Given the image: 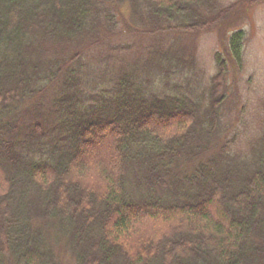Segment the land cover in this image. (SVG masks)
Returning <instances> with one entry per match:
<instances>
[{
  "label": "trees",
  "instance_id": "1",
  "mask_svg": "<svg viewBox=\"0 0 264 264\" xmlns=\"http://www.w3.org/2000/svg\"><path fill=\"white\" fill-rule=\"evenodd\" d=\"M123 4H143L154 33L230 20L212 0H0V264H264V161L176 178L213 139L243 31L213 54L207 90L195 74L192 96L171 81L192 66L171 43L146 61L153 78L122 70L86 97L82 48L105 41ZM100 138L111 153L83 159ZM138 176L165 194L131 200Z\"/></svg>",
  "mask_w": 264,
  "mask_h": 264
},
{
  "label": "rangeland",
  "instance_id": "2",
  "mask_svg": "<svg viewBox=\"0 0 264 264\" xmlns=\"http://www.w3.org/2000/svg\"><path fill=\"white\" fill-rule=\"evenodd\" d=\"M212 1L216 11L227 7L231 9L230 20H227L229 23H220L213 29L201 32L154 33L150 30V23L145 21L143 4L137 5L136 10L131 4H123L119 6L118 12H115V17L117 16L113 19L115 27L105 41L90 47L87 44L82 48L85 51L84 63L87 65V84L83 90L86 97L99 93L102 87L112 86L109 79L112 80L122 70L136 77L153 78L144 70L146 61L153 59L155 49L164 50L171 43L180 46L184 60H192L191 68L185 65L181 73L172 77L171 81L179 83L180 92H187L192 96L188 92V85L185 84L186 78L194 77L195 74L199 84L193 85L196 88L194 91L207 90L210 77L216 71L213 54L222 51L232 30L243 31L241 67L229 66L227 96L219 107L213 139L211 143H206L204 148L197 151L193 159L184 160L186 163L177 169L178 179L183 177V174L185 177H191L199 176L202 172L215 171L226 163L237 167L243 163L248 167L251 163L252 168L254 164L256 167L261 166L264 161V151L257 150L255 157L251 156L254 148L264 147V0ZM133 64L140 68L134 67ZM194 82L196 84V80ZM52 96V89L43 94L40 99L43 103L42 108L50 102ZM99 147L110 153L112 151L111 142L100 138L93 150L85 152L83 159L89 156L90 161L94 162L95 158H102L97 149ZM249 170L241 169L243 175ZM144 178L145 176L135 178L138 190H130L128 186V196L131 200L157 198L165 194L162 188L151 189L145 184ZM164 180L169 184L167 178ZM190 188L177 186L175 190L181 193ZM148 223L142 222L141 225ZM62 264H74V261L62 256Z\"/></svg>",
  "mask_w": 264,
  "mask_h": 264
}]
</instances>
